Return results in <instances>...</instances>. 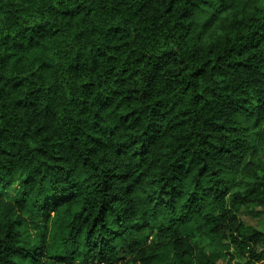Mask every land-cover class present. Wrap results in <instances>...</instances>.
Wrapping results in <instances>:
<instances>
[{
	"label": "trees",
	"instance_id": "obj_1",
	"mask_svg": "<svg viewBox=\"0 0 264 264\" xmlns=\"http://www.w3.org/2000/svg\"><path fill=\"white\" fill-rule=\"evenodd\" d=\"M0 264H264V0H0Z\"/></svg>",
	"mask_w": 264,
	"mask_h": 264
},
{
	"label": "rangeland",
	"instance_id": "obj_2",
	"mask_svg": "<svg viewBox=\"0 0 264 264\" xmlns=\"http://www.w3.org/2000/svg\"><path fill=\"white\" fill-rule=\"evenodd\" d=\"M243 219L248 225L258 226V221L250 216L245 215Z\"/></svg>",
	"mask_w": 264,
	"mask_h": 264
}]
</instances>
